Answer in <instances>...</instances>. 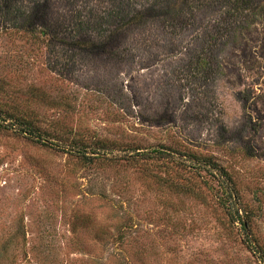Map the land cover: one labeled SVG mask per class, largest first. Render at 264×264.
Returning a JSON list of instances; mask_svg holds the SVG:
<instances>
[{
    "label": "rangeland",
    "instance_id": "1",
    "mask_svg": "<svg viewBox=\"0 0 264 264\" xmlns=\"http://www.w3.org/2000/svg\"><path fill=\"white\" fill-rule=\"evenodd\" d=\"M169 1L0 13V264H264V0Z\"/></svg>",
    "mask_w": 264,
    "mask_h": 264
},
{
    "label": "trees",
    "instance_id": "2",
    "mask_svg": "<svg viewBox=\"0 0 264 264\" xmlns=\"http://www.w3.org/2000/svg\"><path fill=\"white\" fill-rule=\"evenodd\" d=\"M11 1L12 0H0V13H3V12H5V13H9L10 11H12V9H13V5H12V3H11ZM214 1V0H213ZM212 0L210 1L209 0V3L211 4V2H213ZM167 6H169L170 8H174V6L175 5H172L173 3L171 2V1H169V0H167V2L165 3ZM35 7H38V8H41V6H42V4H41V6L40 5H38V3H36L35 2ZM4 9H6V10H4ZM38 13H39V9H38ZM119 17V16H118ZM42 19H46L44 16L42 17ZM139 19V17H136L135 18V20L134 21H136V20H138ZM45 28H47V27H45ZM47 30V32L46 31H44L42 34H45V35H50V34H48L49 33V31H50V29L49 28H47L46 29ZM91 46H93V45H91ZM102 46H104V44H102ZM208 60H205L204 62H203V64H207L206 62H207ZM11 118V117H10ZM17 122H18V124H20V125H22V126H24V128H25V133H27V132H30V134L31 135H33L34 134V132H35V130H38V128H37V126H32V127H30V125L28 124V121H26V120H24V118H20V119H15ZM32 128V129H31ZM36 128V129H35ZM33 130V131H32ZM28 134V133H27ZM213 166H215V165H213ZM215 168V167H214ZM235 215L238 217V220H240L241 222H243L242 221V219H241V217H240V215H239V210L237 209L236 211H235Z\"/></svg>",
    "mask_w": 264,
    "mask_h": 264
}]
</instances>
